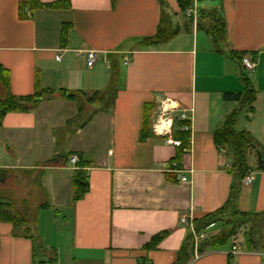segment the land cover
<instances>
[{"label": "crops", "instance_id": "1", "mask_svg": "<svg viewBox=\"0 0 264 264\" xmlns=\"http://www.w3.org/2000/svg\"><path fill=\"white\" fill-rule=\"evenodd\" d=\"M194 2L222 16L223 51L209 33L212 15L191 20L176 0H0V99L49 91L30 110L1 119L0 201L35 215L20 226L0 221V264H76L77 258L78 264H172L191 231L180 217L194 224L226 204L231 155L215 132L238 106L223 93L243 89V56L256 63L248 68L255 100L234 128L264 146V0ZM163 25L177 29L170 39L140 43ZM87 50L97 52L91 66ZM112 75V103L82 101L79 96L106 91ZM165 99L176 105L174 115L182 110L190 117L189 131L173 135L177 119L171 124L186 148L152 131ZM146 120L151 132L142 138ZM71 154L86 162L88 186L77 199L76 164L61 157ZM257 164L249 150L251 181L240 182L232 204L241 212H264V168ZM35 192L41 198L31 204ZM51 207L65 210L61 221ZM223 220L203 230L206 238L224 228ZM248 229L245 223L224 245L195 250L188 264H264V249L246 243ZM159 233L165 235L157 245L145 248ZM32 234H54L40 240V259Z\"/></svg>", "mask_w": 264, "mask_h": 264}, {"label": "trees", "instance_id": "2", "mask_svg": "<svg viewBox=\"0 0 264 264\" xmlns=\"http://www.w3.org/2000/svg\"><path fill=\"white\" fill-rule=\"evenodd\" d=\"M180 10L184 13L186 9L192 6L194 0H176ZM199 1V0H196ZM57 2L47 3L48 5L56 4ZM20 10L23 8L22 4L19 5ZM215 13V10L211 11L210 14H206L202 10L197 9L198 15H212V23L209 26V33L212 36L214 48L219 51H223L221 44L225 41V27L224 21L221 15ZM192 20V16H188ZM177 29L169 27L159 26L156 33L150 36L144 37L140 43L143 45H151L160 41L168 40L176 33ZM241 58V57H240ZM115 74V72L113 73ZM240 77L243 81V89L241 91L230 92L226 91L223 93V98L225 100L237 101L238 106L232 110L229 114L224 117V120L220 128L215 132V137L218 145L227 146L229 148L228 152L231 155V168L229 171L232 173L234 182L231 186L228 200L226 204L221 206L218 210L204 216L202 219L194 220L193 229L194 232L203 231L205 228L209 227L212 223L218 219H224L223 226L224 228L208 238H205L197 245H195L194 235L192 231H189V234H186L184 241L180 249L178 250L177 257L172 264H188L190 259L193 257L195 250L198 253H201L207 246H220L224 245L236 230L243 224L249 223V229L246 234L245 240L248 246L264 249V212L258 213H247L236 210L232 207V204L238 196L239 186L242 178L246 175L248 171L247 165V153L249 150H254L258 164V168H264V146L258 142L254 136L247 130L236 131L234 126L238 120V116L242 109L248 108L251 109L252 103L255 100V91L252 88L249 79L247 76L241 73ZM47 91V92H46ZM109 92L110 99L109 102L103 106H108L115 97V87L113 82V75L108 88L103 93L98 91L93 92L92 95L104 94ZM48 90L44 92L36 88V91L33 94L28 96H14L12 94H6V96L0 99V123L4 114L8 111L13 110H30L32 105H34L38 100L47 96ZM68 97H75V94H69ZM81 107V106H80ZM177 126L180 127L182 121L176 120ZM84 124V123H83ZM148 120L145 121V125L142 129V135L146 136L150 131ZM180 128L173 132V135H177V132H180ZM185 138V135H183ZM174 137V136H173ZM85 161L78 160L76 162V167L72 170L71 180L73 185V198L77 199L81 197L87 190V176L83 167ZM0 221L9 222L13 226H20L24 223L27 224L28 218L25 214L19 212L15 204L9 200L0 201ZM165 234L159 233L155 234L152 239L145 244V248H153L157 245L158 241ZM34 243L35 238L33 234L31 235Z\"/></svg>", "mask_w": 264, "mask_h": 264}, {"label": "built area", "instance_id": "3", "mask_svg": "<svg viewBox=\"0 0 264 264\" xmlns=\"http://www.w3.org/2000/svg\"><path fill=\"white\" fill-rule=\"evenodd\" d=\"M185 12L188 16L191 15L194 18L197 15V8L195 6V2H193L192 6L188 7ZM85 56H86V63L88 66L93 65L95 63V61L97 60V57H98L97 52L95 50H87ZM129 60H130V57L128 55H126V56H124L123 63L128 64ZM241 64L245 67L253 68L256 63H255V60L253 58L248 57V56H243L241 58ZM175 109H176V105L171 103L170 100H168V99L163 100L158 107V110L155 114V118L153 119L151 128H152V131L154 133L165 135L166 136L165 142L171 143L175 146H180V147L186 148L188 146L184 145L181 140L173 138L172 133H171L172 132L171 131V124H172L174 119L180 120V121H182V124L179 127L180 130L189 131V129H190V125H189L190 117L186 116V114L182 110H178V112L174 115ZM67 160L72 165H75L76 162L79 160V157L77 154H71ZM170 167L175 168L176 167L175 162H173L170 165ZM226 167L228 169L231 168V164L228 163L226 165ZM180 180L182 182H186L187 178L185 176H181ZM241 181H242V183H245V184L250 183L251 176L247 174L242 178ZM180 223L188 226L191 229V231L193 232V235H194L195 245H197V243L199 241L206 238V233L204 231H200L198 233L194 232L192 221H190V219L187 216H181L180 217ZM234 249H235V247H232L233 251H234ZM51 264H60V263L58 261H53ZM142 264H147V263L142 262Z\"/></svg>", "mask_w": 264, "mask_h": 264}, {"label": "rangeland", "instance_id": "4", "mask_svg": "<svg viewBox=\"0 0 264 264\" xmlns=\"http://www.w3.org/2000/svg\"><path fill=\"white\" fill-rule=\"evenodd\" d=\"M198 15V14H197ZM200 16V15H199ZM202 17H203V15H201ZM204 25L205 26H207V25H209V23L208 22H206V23H204ZM170 26V28H172V26L171 25H169ZM168 25H163V27H169ZM201 32V34H203V32L202 31H200ZM241 73H243V75H245V76H249V71H248V67L247 68H245L244 69V71H242V72H238V75L240 76L241 75ZM81 99H82V101L83 102H89V103H91L92 101H96L97 99L100 101V103L101 104H106V103H108L109 102V99H110V94H109V92L107 91V92H105L104 94H96V95H82V96H79ZM29 188L31 187V185L30 186H28ZM33 188H35V187H33ZM41 197H40V194L39 193H37V192H35L34 193V195H33V198L31 199V204H35V202L38 200V199H40ZM14 204H15V206H16V208L19 210V212L20 213H23V210H20V208L18 207V205L15 203V202H13ZM22 208V207H21ZM25 208V207H24ZM23 208V209H24ZM49 210V212L51 213V214H58L57 215V220H59V221H61V219H62V217H64V212H65V210L64 209H61V208H50V209H48ZM26 212H27V214H26V216H28L29 218H31V219H33L34 218V215L35 214H33V212H35V211H33V209H31V210H26ZM41 214H44V212L43 213H41ZM45 215H43V218H45L44 217ZM58 226H60V224H58ZM56 235V234H55ZM43 236L45 237V238H47V239H50V241H52V237L54 236V234H39V236L37 235V234H33V237L35 238V243H36V249H37V251H38V259H40L41 258V241L40 240H42V238H43ZM76 264H78V258H77V260H76Z\"/></svg>", "mask_w": 264, "mask_h": 264}, {"label": "water", "instance_id": "5", "mask_svg": "<svg viewBox=\"0 0 264 264\" xmlns=\"http://www.w3.org/2000/svg\"><path fill=\"white\" fill-rule=\"evenodd\" d=\"M62 157V159H63V162L65 163L66 161H67V156L66 155H63V156H61Z\"/></svg>", "mask_w": 264, "mask_h": 264}]
</instances>
